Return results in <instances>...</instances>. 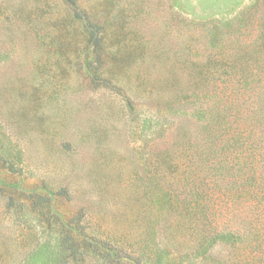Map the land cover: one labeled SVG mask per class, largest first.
<instances>
[{
	"label": "rangeland",
	"instance_id": "1",
	"mask_svg": "<svg viewBox=\"0 0 264 264\" xmlns=\"http://www.w3.org/2000/svg\"><path fill=\"white\" fill-rule=\"evenodd\" d=\"M263 85L264 0H0V264H264V213L196 206L220 171L189 144Z\"/></svg>",
	"mask_w": 264,
	"mask_h": 264
},
{
	"label": "trees",
	"instance_id": "2",
	"mask_svg": "<svg viewBox=\"0 0 264 264\" xmlns=\"http://www.w3.org/2000/svg\"><path fill=\"white\" fill-rule=\"evenodd\" d=\"M252 75L255 74L252 73L250 76ZM250 82L247 80L246 83L249 84ZM201 121H205V124H200ZM194 123L198 124L202 144L200 145L198 136L197 139H193V142H189L194 151L193 159L202 160L210 168L212 167V170L219 169L218 171H220L219 176L213 180L214 186L210 185L211 182L207 180V177L203 178L204 181L201 180L203 189L204 187L207 189L205 193L203 189L200 192V185L194 186L198 194L195 195L196 206L203 203L207 208L215 209V215L218 213L228 220L230 217L234 219L240 214V206L245 202L248 203L249 209L254 208V206L256 209H260L257 215L264 213V191L257 190L261 196L255 204L252 200L255 199L254 197H247L255 191L253 187L251 189L248 187L251 184L255 185L253 180L256 176L254 174L248 175L245 171L240 177L235 178V169L242 171L250 167L252 171H257L256 164L264 162V157L262 159L258 157L263 155L262 151L264 150V117H201ZM203 146L205 148L200 151ZM225 169L228 171L224 172ZM260 173L262 174L261 171ZM262 182L264 183V175ZM219 183L221 190L215 188ZM222 188H224L223 191ZM204 196L208 198L207 203L203 202ZM246 222L250 225L253 223V219L246 220ZM234 225L226 226L232 235L239 232V229L235 228ZM251 229L252 226L249 227L248 231L251 232Z\"/></svg>",
	"mask_w": 264,
	"mask_h": 264
}]
</instances>
